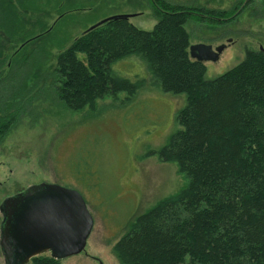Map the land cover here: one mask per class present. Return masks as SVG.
Segmentation results:
<instances>
[{
	"label": "rangeland",
	"instance_id": "374dc122",
	"mask_svg": "<svg viewBox=\"0 0 264 264\" xmlns=\"http://www.w3.org/2000/svg\"><path fill=\"white\" fill-rule=\"evenodd\" d=\"M6 1L0 11V102L17 93L20 99L13 102L17 118L0 137V202L39 182L76 190L93 227L84 251L58 264H119L113 246L136 217L187 184L176 163L158 154L180 127L176 116L185 98L151 85L145 63L132 56L112 70L140 82L135 94L121 91L92 108L69 109L56 95L58 54L108 16L135 14L129 22L151 30L158 6L194 7L190 44L226 45L217 62H204V77L211 80L238 64L246 50H264V19L248 7L234 8L236 0Z\"/></svg>",
	"mask_w": 264,
	"mask_h": 264
},
{
	"label": "trees",
	"instance_id": "16d2710c",
	"mask_svg": "<svg viewBox=\"0 0 264 264\" xmlns=\"http://www.w3.org/2000/svg\"><path fill=\"white\" fill-rule=\"evenodd\" d=\"M235 2L264 19V0ZM167 8L158 6L151 30L129 19L88 27L56 59V95L72 110L135 94L140 82L112 70L132 56L145 63L151 85L185 98L180 127L158 154L176 163L187 184L137 216L114 255L119 264H264V51L246 50L238 64L206 80L204 63L188 51L187 26L199 9ZM18 94L0 102V137L18 116ZM58 263L48 255L30 261Z\"/></svg>",
	"mask_w": 264,
	"mask_h": 264
},
{
	"label": "water",
	"instance_id": "95a60500",
	"mask_svg": "<svg viewBox=\"0 0 264 264\" xmlns=\"http://www.w3.org/2000/svg\"><path fill=\"white\" fill-rule=\"evenodd\" d=\"M134 15L108 16L89 28ZM224 46L213 48L200 42L190 44L188 51L194 60L215 62ZM0 213V249L5 264H27L43 253L55 260L79 254L93 227V218L76 190L46 182L31 184L3 198Z\"/></svg>",
	"mask_w": 264,
	"mask_h": 264
},
{
	"label": "flooded vegetation",
	"instance_id": "af4514ba",
	"mask_svg": "<svg viewBox=\"0 0 264 264\" xmlns=\"http://www.w3.org/2000/svg\"><path fill=\"white\" fill-rule=\"evenodd\" d=\"M216 47V46H215ZM215 47H213V48H215ZM225 47H226V45L224 46V49H225ZM223 49V50H224ZM222 50V51H223ZM222 53V52H221ZM221 53L218 55V59L215 61V62H217L218 60H219V58H220V56H221ZM206 62H211V61H206ZM21 191V190H20ZM1 214V213H0ZM2 215V214H1ZM2 218V217H1ZM2 252V251H1ZM49 253H43L42 255H39V256H45V255H48ZM30 261H31V259L29 260V262L28 263H30ZM27 263V264H28ZM99 264H101V262H99Z\"/></svg>",
	"mask_w": 264,
	"mask_h": 264
}]
</instances>
